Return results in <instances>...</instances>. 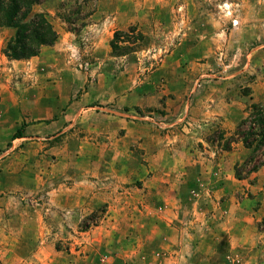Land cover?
I'll return each instance as SVG.
<instances>
[{"label": "rangeland", "instance_id": "rangeland-1", "mask_svg": "<svg viewBox=\"0 0 264 264\" xmlns=\"http://www.w3.org/2000/svg\"><path fill=\"white\" fill-rule=\"evenodd\" d=\"M34 10L58 33L38 56L8 59L2 49L9 30L0 28V264H158L164 250H155V239L131 250L144 238L131 228V209L160 185L117 182L123 173L104 159L114 156L113 123L160 122L177 109L169 102L190 96L199 113L210 105L231 110L232 137L253 97L264 99V0H46ZM214 122L212 143L223 133ZM237 163L226 195L216 185H179L186 240L201 235L199 199L212 205L201 209L206 226L231 214L239 223L240 202L251 193L237 181L245 179L237 178ZM149 170L147 176L159 171ZM225 199L230 208L221 206ZM247 216L253 234L264 232V218ZM236 234L226 259L245 264ZM256 241L261 245L246 254L263 263L246 264H264V241Z\"/></svg>", "mask_w": 264, "mask_h": 264}, {"label": "crops", "instance_id": "crops-1", "mask_svg": "<svg viewBox=\"0 0 264 264\" xmlns=\"http://www.w3.org/2000/svg\"><path fill=\"white\" fill-rule=\"evenodd\" d=\"M51 47L44 48L41 53ZM116 84L112 82L111 86L115 87ZM126 98L131 99V92L126 96L120 95L118 99L121 102ZM195 99L190 96H176L168 105L177 104V109L173 111L168 108V112L160 122L151 118L135 120L119 117L113 123L115 130L112 126L113 141L110 143L112 145L110 150L114 156H106L104 159L106 161L112 159L115 162L113 170L123 173L117 177V182L133 183L139 178L143 180V185H160L157 193L149 190L141 193L139 198H143L141 201L145 202L142 208L131 209V228L143 232L144 236L140 238L137 246L131 245V250L141 252L144 243L155 239L157 241L155 250L160 248L164 250L158 264H230L226 256L237 245L230 239L234 231L239 232L236 234L239 237L238 247L243 252L245 264L258 263L259 260L262 262L263 259H259L258 255L248 258L246 252L248 246L261 245L256 239L260 238L263 243L264 232H260L261 230L257 228L259 233L256 231L253 234L254 227L249 226L245 221L248 219L247 215L251 213H256L261 219L264 218V165L256 172L248 174L245 179L237 180L241 184H245L246 181V190L251 193L250 196H246L245 201L240 202L238 224L230 222L231 214L223 223L206 226V212L201 209L206 208L208 200L199 199L197 201L200 203L197 204L199 211L196 213L199 223H195V231L200 232L201 235L199 238L194 237L196 239L191 237L190 241L184 237L186 226L181 221L183 216L181 203L184 196L180 194L179 185L194 183L199 186L210 185V188L216 185L217 189L220 192L223 190V195H226L225 189L232 184L234 165L238 161L242 162L249 155V150L241 141L233 142L229 150L222 147L221 143H224L227 135L231 134L234 126L228 117L231 110L221 112L216 109L217 106L208 104L210 106L203 108V113H199V108L191 106L195 103ZM257 99L253 97L252 100L259 102ZM180 103L183 104V108ZM241 117L242 111L237 113L236 121ZM215 119L217 123H221L215 130L224 133V139L217 141H220L219 144L212 143L207 138L210 136L209 133L213 132ZM149 169H159V171H152L153 174L147 176L151 171ZM249 179L252 182L248 184ZM253 203L256 205V210L251 208ZM207 205L212 206L210 203ZM227 205L229 208L232 206L225 199L221 206ZM242 215L244 220L241 218ZM215 230L222 232L217 238H213ZM136 258L143 261L140 257Z\"/></svg>", "mask_w": 264, "mask_h": 264}, {"label": "trees", "instance_id": "trees-1", "mask_svg": "<svg viewBox=\"0 0 264 264\" xmlns=\"http://www.w3.org/2000/svg\"><path fill=\"white\" fill-rule=\"evenodd\" d=\"M45 1L0 0V28L8 29L10 34L2 49V53L8 59H30L57 41L58 33L48 15L34 10ZM64 21L71 25L75 24L74 20L71 22L70 16ZM223 135L224 133L218 140L224 139ZM20 136L14 135V138ZM237 141H241L249 150L243 165L240 167L237 163L235 167L237 178H245L264 165V99L249 105L247 115L237 124L233 136L221 144L223 149L229 150L231 144Z\"/></svg>", "mask_w": 264, "mask_h": 264}]
</instances>
